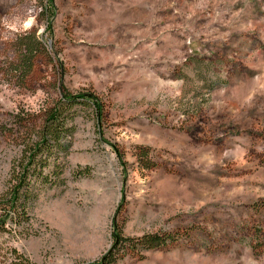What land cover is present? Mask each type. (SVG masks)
<instances>
[{"label":"rangeland","instance_id":"rangeland-1","mask_svg":"<svg viewBox=\"0 0 264 264\" xmlns=\"http://www.w3.org/2000/svg\"><path fill=\"white\" fill-rule=\"evenodd\" d=\"M64 93L0 264H264V0H0V196Z\"/></svg>","mask_w":264,"mask_h":264},{"label":"trees","instance_id":"trees-1","mask_svg":"<svg viewBox=\"0 0 264 264\" xmlns=\"http://www.w3.org/2000/svg\"><path fill=\"white\" fill-rule=\"evenodd\" d=\"M94 100L95 97L92 95L85 97L64 93L61 100L46 112L42 128L40 131H36L35 139H32L21 163L13 171L12 181L15 182L13 187L7 194L0 196V234L9 233V220L16 224V219H18L19 223L17 221V224L20 225L30 221L29 207L33 200L34 176H38V179L43 182L51 183L48 177L45 178L43 170L33 169V166L41 165L46 168L49 166L48 159L53 156L54 152L58 154L67 152L68 146L65 141L74 133V127L69 126L68 120L73 117L74 109L78 104L92 105L98 112V105L93 102ZM39 157H41L40 162ZM54 176L56 179L57 176H60L58 168L54 172ZM23 227L25 228V226ZM116 238L118 240L120 237ZM144 241L149 246H155L161 242L150 238H146ZM12 252L23 264H33L19 255L17 251Z\"/></svg>","mask_w":264,"mask_h":264}]
</instances>
